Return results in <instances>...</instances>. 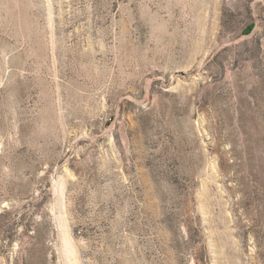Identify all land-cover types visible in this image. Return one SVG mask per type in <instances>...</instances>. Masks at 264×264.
<instances>
[{"label":"rangeland","instance_id":"1","mask_svg":"<svg viewBox=\"0 0 264 264\" xmlns=\"http://www.w3.org/2000/svg\"><path fill=\"white\" fill-rule=\"evenodd\" d=\"M0 264H264V0H0Z\"/></svg>","mask_w":264,"mask_h":264}]
</instances>
